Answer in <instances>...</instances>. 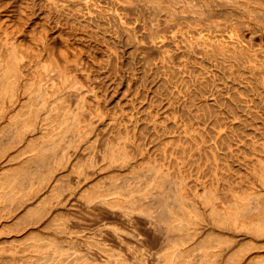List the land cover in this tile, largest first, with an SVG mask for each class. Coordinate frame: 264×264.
<instances>
[{
  "label": "rangeland",
  "instance_id": "rangeland-1",
  "mask_svg": "<svg viewBox=\"0 0 264 264\" xmlns=\"http://www.w3.org/2000/svg\"><path fill=\"white\" fill-rule=\"evenodd\" d=\"M24 1L0 0L1 3L5 2L4 4L7 5L5 13L10 11L12 14L10 18L16 19L13 23L15 21L18 22L17 24L25 23L26 25L28 23L27 26L23 24L25 27L21 26L22 30L18 32L21 35L17 33V37L26 41L25 37H29L31 32L38 30L37 33H42L43 25H46L49 32L48 40L52 42L51 44L56 45L57 48H66V44L70 42L67 46H74L70 48L79 51L78 56L81 55L80 59L85 61L81 59L84 63L81 70L84 71L89 67L91 70L88 68L87 71L90 70L93 76L91 78H94L91 80L92 83L103 86L97 88L98 97L93 94L88 96L87 106L92 105V107L87 108L86 120L80 125L83 128L90 126V130L82 137L78 136V132L72 128L68 129L63 136L56 133L61 124L64 127L71 125L72 118L66 123L55 119L53 121L54 131L51 134L46 131L43 133L42 120H38L39 128L35 130L36 132L32 131L30 128L32 125L27 126L23 121V116L28 115V110L32 106L30 103V106L27 103L18 107L19 110L8 107L1 112L0 184L4 175L7 172L11 173L18 166L19 158L15 155L16 150L27 142L31 143L29 147L32 148L55 138L62 146L57 151V157L63 153L68 154L74 164L76 163L80 168L89 166L91 169L93 165L90 161L99 160L92 155L83 154L82 148L85 142L94 140L99 134L101 140L105 141L99 144L98 151L118 154L123 150L121 139L125 138L127 140L126 151L131 154L133 163L139 164L138 171L134 173L131 171L128 174L130 184L128 187L140 185L153 189L154 186L146 182H155L157 175L154 169L155 164L160 169L159 171L166 173L169 178L166 188L176 190L177 186H180L185 195L182 210L190 215V220L194 221L193 226H198L200 230L198 236L202 238L197 242L183 239L180 246L185 252L178 259L187 257L194 264H264V233L253 232L251 226L237 224L232 219L224 217L227 214H234L239 204L254 206L255 202H260L264 205V2L257 4L255 0H251L250 5L253 6L252 8L250 6L251 11L246 9L249 7L245 8L244 5L242 7L241 4L236 5L235 13L234 8H229L230 13L233 12L235 17L233 13L225 12L224 15L220 9H217L221 15L217 10L218 16L214 15L215 12L213 15L215 19L219 17L222 20L220 19L218 23L219 18H217L216 25H208L206 20L207 22L203 21L206 23L201 22L199 26L200 22L197 24L193 20L198 27L194 24L191 26V20L186 19H182L184 24L181 22L184 26L178 24L173 28L169 26V23L167 27L164 24L167 39L165 38L166 40L162 43L160 37L165 30L163 31L160 26L158 17L155 16L156 13L151 10L153 3L150 0H120V2L119 0H98L93 5L94 8L97 6L96 11L100 9L96 14H102L103 11L105 14L94 17L96 11L92 6L94 11L92 16L86 13L87 9L84 8L83 11H86L84 18H82L84 14L79 15L82 19L67 13H59L63 15L59 16L58 13L45 6L46 0H34V2L31 0L37 8L34 6L31 8L27 4L30 0ZM35 1L36 4H34ZM20 2L26 4L25 8L26 6L31 8L30 11L28 8H20L21 11L26 10L27 13L26 11L24 13L29 14V17H26L23 12H21L22 15L20 14L19 7H24L20 5ZM14 5L17 8L13 7ZM10 6L15 10H12ZM72 6L75 7L77 4L73 3ZM254 7L256 10H253ZM108 9L116 10L113 13L115 16L112 15L114 10L108 13L110 11ZM48 10L52 13L49 14ZM28 11L30 13L38 11L45 16L51 15L50 19L48 18L49 22L46 21L47 18L44 19V16L39 19L41 14L37 12V15L35 12V14H30ZM3 12L1 14L4 17ZM116 12L122 15L119 16ZM1 14L0 17H2ZM228 14L231 17L228 18ZM18 15L26 17L23 18V23L21 17L20 19L16 17ZM152 17L154 19H151ZM78 19H81V23H78ZM57 20H61L60 23ZM73 20L77 23L75 24L77 29L73 27ZM41 21L46 24H40ZM227 21L232 24L229 25ZM37 22L39 25L35 24ZM234 22L242 23V25L239 24L242 29ZM68 23H72V26ZM188 24L190 28L186 27L189 26ZM234 24L235 26H232ZM207 26L212 27L213 30L208 29ZM220 26L224 28L220 29ZM73 28L78 32L75 33ZM175 29L179 30L176 31L180 33L185 44L188 41H197V36L202 33L205 40L202 38L204 44L200 45H208L203 48L199 45L193 46L191 42L194 49L189 46L190 44L187 49L186 44L182 50L172 36ZM247 29L248 31L251 29L255 34L250 35ZM69 31L70 34L71 32L75 34L69 35ZM66 34L70 36H68L69 41H67ZM153 37L156 38V45L162 49H168L167 53L173 56L176 54L177 58H170L167 53H160L157 49H145L144 46L149 44ZM202 39H198L199 43H203ZM6 60L8 61L7 58ZM110 66L113 69H110ZM28 68H34L26 67L25 71L32 80L37 82L39 77L34 74V70L32 72V69L27 70ZM68 101L67 98L66 102ZM71 101L73 100L70 98ZM97 106L102 109L104 118L100 119L94 114ZM70 111H78L75 104ZM17 114H21L22 119H18ZM114 119L116 123L112 122ZM17 128L28 133L27 141L10 142L9 133L11 135V132ZM79 143H82L81 147H78ZM73 154L77 157H73ZM119 164L115 161L111 167L98 171L95 177L88 179L87 186H95L93 188L104 186L109 184L108 182L112 181L113 177H118L122 169L129 170L130 166L124 168ZM67 180L69 179L63 180L62 183ZM180 180H184L183 184L179 183ZM170 201L172 204H177V200L173 197ZM214 204L217 208L215 212L212 211ZM194 206L199 208L200 217L191 214ZM183 211L180 213L182 214ZM258 211V208H253L252 215ZM112 220L113 224L124 226L119 219L112 218ZM4 222V225L1 224ZM0 226L2 227L0 229V251L18 245L17 242L20 241L10 242L11 237L24 238L25 244L31 242L29 233L34 226L17 231L15 218L11 216L1 217ZM89 227L85 230L81 226L74 228L78 240L71 244V249L78 248L85 251L90 246L91 237L86 236L92 231ZM136 228L144 236L143 242L138 243L144 250H156L164 254L173 245V241L165 240L160 235L157 238L143 223L137 224ZM38 229L43 236L54 235L49 229ZM100 242L106 243L109 248L108 252L111 253V258L115 263L123 258L124 264H145L142 258L127 245L126 247L121 246L108 236L102 238ZM20 243V246L24 244ZM64 243L66 247L70 246L67 241ZM94 247L95 249L92 250H96V245ZM91 252L89 251V254ZM90 259L101 261L102 255L99 254L96 258L90 256ZM156 262L157 260L154 259L147 264H156Z\"/></svg>",
  "mask_w": 264,
  "mask_h": 264
},
{
  "label": "bare ground",
  "instance_id": "bare-ground-1",
  "mask_svg": "<svg viewBox=\"0 0 264 264\" xmlns=\"http://www.w3.org/2000/svg\"><path fill=\"white\" fill-rule=\"evenodd\" d=\"M23 1L24 0H22V2ZM27 1L29 0H26V2ZM95 1L97 2L98 0H46L45 6L51 11L58 13V15L59 13H67L73 16L84 14L82 15V18H84L86 13H89L91 16L94 13L93 5L95 4ZM150 1L153 3L151 5V10L153 13H156V15H154L158 17L163 31L165 30V32L161 34V37L159 35L161 38L160 41L162 43L167 39V37H165L167 35L166 28H163L164 24L167 27L169 23V26L174 28L178 24L183 23L182 19H186L188 21L191 20V26H197L193 23V20L197 24L200 22L198 24L199 26L201 22L204 24L207 21L208 25H216L215 23L218 21L217 18L219 17L216 18L217 21L215 22L216 19L214 15L218 16V14H220L217 9H220L225 15V12L230 13L231 10L229 8H234L235 10H233L235 13V11H237L236 5L239 6V4H241L242 7L244 5L245 8L249 7V9L246 8L247 10H250L253 7L250 5L251 0ZM1 2L0 14L3 11V13L7 11V5L4 4L5 2L7 3V1L4 3ZM29 2H31V0ZM29 2H27V4L33 8L34 5L32 3L34 0L30 4ZM254 2L259 4L264 2V0H255ZM73 3L77 4V6L73 7ZM34 4H36V1ZM20 5L24 4L21 3ZM25 5L24 7H19L20 14L21 12L24 13L26 11L20 10V8H25ZM15 6L16 5L13 7ZM35 6L34 8H37V5ZM27 8L29 11L31 10L29 6H26L25 9ZM41 8H39V10ZM84 8L87 9V12L85 11L86 13L83 11ZM95 8L94 10L96 11ZM12 10H15V8H12ZM112 10L108 11V13ZM216 10L218 14H216ZM253 10H256L255 7ZM99 11H96L93 16L95 17L96 15H103V13L105 14L104 11L101 12L102 14H96ZM115 11L116 10L112 12L113 16H115L113 14ZM34 12L41 14L38 11ZM34 12L31 11V13ZM214 12L215 14L213 15ZM51 13L49 12V14ZM118 13L116 12V14ZM234 13L232 15L235 17ZM49 14H47L48 16L46 15L47 17L41 14L42 16H39V19H41L43 16L44 19H48L49 16H51ZM61 14L59 16H63ZM120 14L121 13H119V16ZM230 14L227 15L228 18ZM2 15L3 14H1V16ZM21 15L16 17L20 19ZM25 15L26 17H29V14ZM5 16H2L3 18L0 17V113L5 111V109L8 107L19 110L18 107L20 108L21 106H24L27 103L29 105L30 103L32 106L29 105L30 108L28 110V115L23 116V121L27 126H33V128L32 126L30 127L32 131L36 132L35 130L39 128L37 124L42 120V130H44L43 133L46 131L48 134H51L54 131L53 121H55V119L57 121L60 119L62 121L59 120V122L66 123L67 120L72 118L73 123L71 125H66L65 127L61 126L62 124L60 125L59 130L56 132L58 135H65V132L70 128L74 129V131H77L78 136L80 137L89 133L90 126H85V128H83L80 123L86 120L85 111L87 108L92 107V105L87 106L89 101L88 96H92L93 94V96L98 97V95H96L97 88H100V86L103 85L97 86L99 84L96 85L95 83H92L93 81L91 80L94 78H91L92 75L91 72H89L91 69L89 67V71H87L88 68H85L86 70L84 69V71L81 70L84 60L82 58L81 59L83 61L80 59L81 55L78 56L77 53L79 51L77 52L75 49L73 50L72 48L74 46L72 45H69L72 48L68 47L67 45L70 42L66 44V48H57L56 45V47L52 45V42L48 40L49 32L45 27L46 25H43L44 23L46 24V22L42 23L44 20H42L40 23L43 25L42 33H37L38 30L37 32L34 30L31 32L32 34L30 33L29 37L27 36L28 38L25 37L28 41H24L22 38L19 39L17 37V33L21 32V26L25 27L28 24L27 23L25 25V23H23L26 17H21V21L23 20L22 23L25 25L24 26L21 23L17 24L18 22L16 21V24L13 23V21L16 19L12 20L10 18L12 17L10 11L6 12ZM80 16L79 18H81ZM87 17L90 18V16ZM153 17L151 19H154ZM157 17L155 18L156 20ZM47 19L46 21L49 22L50 18L48 20ZM63 19L67 20L66 17H63ZM81 19H78V23H81ZM220 19L221 18H219L218 23L220 22ZM75 20L77 21V18ZM68 21L70 22V20ZM203 21L206 22L203 23ZM25 22L27 21L25 20ZM73 22L74 20L72 23ZM56 23L60 26L58 22ZM226 23L229 25L232 24L228 21ZM35 24L39 25L38 22ZM68 24L71 25L70 23ZM75 24L77 23L74 22L73 27L77 29V25ZM235 24H237L238 27L242 29L240 27L242 23H239L240 25L238 23ZM235 24L232 26H235ZM160 26V31H162ZM191 26L189 25L186 27L190 28ZM209 27L207 26L208 29L213 30L212 27ZM219 28L221 29L224 27L220 26ZM232 28L234 29L235 27ZM176 30L178 29H175L172 32V36L176 39L178 47H181L182 50L186 47V44L187 49L189 46L192 47L191 42H193V46L199 45L203 46V48L204 46L206 48L208 45H200L204 44L205 40L202 33L197 36V41L194 42V40H192L185 44V42H183L184 39L181 38L182 36H180V33L178 32L179 30ZM70 31L69 35L78 32L75 30V33L71 32L70 34ZM248 32H250V35L255 34V32L251 31V29ZM18 34L21 35L20 33ZM69 35H67V41H69ZM62 36L64 35L62 34ZM72 36L76 37L78 35ZM156 38L154 39L153 37L150 43L144 46L145 49H157V51L160 53H167L169 51L168 49H162L159 47V45H156ZM62 39L64 40V38ZM198 39H202L203 43H199L200 41H198ZM197 42L199 44H194ZM168 55L170 58L176 57V54H174L175 56L170 53ZM168 55L167 57H169ZM167 57L165 59H167ZM114 61L115 60H113V63ZM109 64L112 66L110 62ZM114 64L117 67V64ZM111 66L110 69H113ZM26 67L34 68H31L32 70L28 68L27 70L30 69L32 72L34 70V74L39 77L37 82L28 76V73H26L27 71H25ZM79 70L81 71L78 73ZM114 70L116 71V69ZM57 78H59V80H57ZM69 97L71 100H73L71 101L72 104H75V107L78 108L77 112L70 111L73 105L70 104L71 102ZM67 98L69 100L68 103L66 102ZM96 108L97 110L95 111L97 113L94 111L96 117L98 116L100 119L104 118L105 116L102 117V109L98 106ZM16 117L18 119H22L21 114H17ZM112 122L116 123V119L112 120ZM11 133V135L9 133L10 142H19L24 140L27 141L26 135H28V133H24L20 128H17ZM102 141L105 140H101L98 134L94 140L85 142V145L82 148L84 151L83 154L92 155L96 160H99L90 161L91 165H93H90L91 169L89 166L86 168H80L76 165V163L74 164L71 156L68 154L66 155L63 153L60 157H57V151H59V147L62 148V146L58 144L55 138H52L45 144H40L37 147L33 146L30 148L29 146L31 143L27 142L24 146L17 148L15 155L19 158L17 164L18 166L11 173L8 174L7 172L0 184V199L2 200L0 201L2 202L0 205V218H7V216L15 218V223L18 226L17 231H22V229L24 230V228H27L28 226L34 227H32L29 233V238L31 239L29 244L24 243V238L11 237L10 242L20 241L22 244H24L20 246L19 244L21 243L17 242L18 245L15 247L12 246L5 249L4 251L2 249V251H0L1 264H124L123 258L115 263L111 258V253L108 252L109 248L106 243L100 242V240L105 236L110 237L121 246L126 247L127 245L130 249L134 250L136 254L140 256V258H142L141 260L144 261L145 264L153 261L154 259L157 260L156 264H194L193 261L187 257L178 259V257H181L185 252L184 248L180 246L183 239L197 242L202 238H199L198 236L200 234L198 226H193L194 221L190 220V215L186 214V212L182 210L184 207L185 195L181 190V187L177 186L176 190H168L166 185L168 183L167 179L169 178L166 176V173L159 171L160 169L155 164L154 169L157 172V175L155 176V182H146L148 185L152 184L154 186L153 189L145 188L140 185L128 187V185H130L128 174L131 171H133V173L138 171L139 164L133 163V158L130 156L131 154L126 151L127 140L125 138L121 139L123 150H121V152L118 154L108 151H98L99 144H102ZM81 145L82 143H79V146H77L81 147ZM78 147H76L77 150H79ZM73 155V157H77L75 154ZM11 159H13V157ZM115 161H118L121 167L126 168L130 166L129 170L127 171L122 169L118 177H113L114 179L112 181L110 180V182H108L109 184L104 186L101 185V187L99 186L98 188H93L95 186H87L89 178L95 177V174L98 171H103L106 168L111 167ZM99 162L102 163L99 164ZM66 179L69 180H67L65 183H62V181ZM183 182L184 180L179 181V183L182 184ZM171 197L177 200V204L171 203ZM210 197L214 198L212 195H210ZM50 199L52 200L49 202ZM155 206L158 207L155 208ZM253 208H258L259 211L252 215ZM180 211H183V213L181 214ZM212 211H217L215 204L212 207ZM191 214L200 217L199 208L194 206L191 210ZM224 217L232 219L233 222L237 224L251 226L253 232L259 234L264 233V205L260 202H255L254 206L249 204H239L236 206L234 214H227L224 215ZM112 218L119 219L124 226L120 227L116 224H113ZM139 223H143L146 225V227H149L157 238L160 235L165 240L173 241V245L167 251H165L164 254H161L156 250H144L138 245V243H142L144 239L143 234L138 232L136 228L137 224ZM1 224L4 225L5 222ZM126 224L128 226L127 229ZM78 226L84 228L83 230L91 226L89 229L91 228L92 231L89 232V234H86L87 237H91L90 246L86 248L85 251L78 248L71 249V244L78 240L77 234L75 233L76 230L74 229ZM2 227L0 229H2ZM38 228L49 229L54 235L48 237L43 236ZM61 241L63 243L67 241L70 246L66 247L65 243L63 245ZM95 245L96 250H92L95 249ZM89 251H92V254H89ZM99 254L100 256L102 255L101 261H94L90 259V256L96 258L99 256Z\"/></svg>",
  "mask_w": 264,
  "mask_h": 264
}]
</instances>
